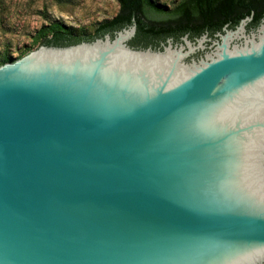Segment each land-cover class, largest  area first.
<instances>
[{
	"label": "water",
	"instance_id": "1",
	"mask_svg": "<svg viewBox=\"0 0 264 264\" xmlns=\"http://www.w3.org/2000/svg\"><path fill=\"white\" fill-rule=\"evenodd\" d=\"M244 23L153 49L132 18L0 65V264H264V22Z\"/></svg>",
	"mask_w": 264,
	"mask_h": 264
},
{
	"label": "rangeland",
	"instance_id": "2",
	"mask_svg": "<svg viewBox=\"0 0 264 264\" xmlns=\"http://www.w3.org/2000/svg\"><path fill=\"white\" fill-rule=\"evenodd\" d=\"M151 1L169 10L183 0ZM118 9L116 0H0V60L35 50L40 30L52 23L91 35Z\"/></svg>",
	"mask_w": 264,
	"mask_h": 264
},
{
	"label": "trees",
	"instance_id": "3",
	"mask_svg": "<svg viewBox=\"0 0 264 264\" xmlns=\"http://www.w3.org/2000/svg\"><path fill=\"white\" fill-rule=\"evenodd\" d=\"M116 1L119 6L116 15L100 24L93 34L78 35L62 24L52 23L40 30L35 39L36 45L66 46L81 41H91L105 33L112 34L114 31L130 25L132 18L135 19L137 28L132 43L143 46L157 44L167 36H178L184 33L179 30L185 27L183 25H190L191 21L207 22L215 8H224L228 4L236 5L244 0H183L169 10L156 5L151 0ZM9 61L10 58L4 56L0 60V65Z\"/></svg>",
	"mask_w": 264,
	"mask_h": 264
},
{
	"label": "flooded vegetation",
	"instance_id": "4",
	"mask_svg": "<svg viewBox=\"0 0 264 264\" xmlns=\"http://www.w3.org/2000/svg\"><path fill=\"white\" fill-rule=\"evenodd\" d=\"M214 10L207 22L191 21L190 25H183L185 27L179 31H184V33L178 36H167L163 40L158 41L157 44H149L147 46L133 44L132 40L130 46L134 48L151 47L153 49H161L162 43H165L167 39H172L173 44H179L182 43L181 38L186 35L192 42L205 36L206 41L204 44L208 50L209 47L212 49L215 47V42L220 41V35H224L227 30L235 31L242 20H245L243 34L246 36H250L251 33L257 34V29L264 22V0H244L236 5L228 4L224 8H215ZM240 41L242 39L234 40L233 43ZM200 54L197 53L196 57Z\"/></svg>",
	"mask_w": 264,
	"mask_h": 264
}]
</instances>
